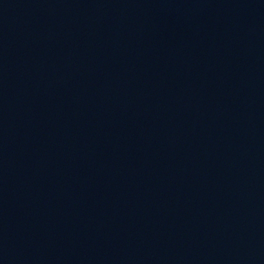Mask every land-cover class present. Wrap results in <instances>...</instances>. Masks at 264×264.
Here are the masks:
<instances>
[{
  "label": "water",
  "instance_id": "obj_1",
  "mask_svg": "<svg viewBox=\"0 0 264 264\" xmlns=\"http://www.w3.org/2000/svg\"><path fill=\"white\" fill-rule=\"evenodd\" d=\"M0 264H264V0H0Z\"/></svg>",
  "mask_w": 264,
  "mask_h": 264
}]
</instances>
